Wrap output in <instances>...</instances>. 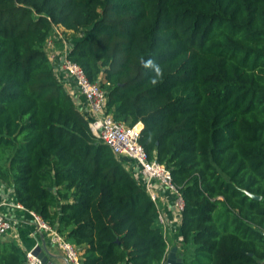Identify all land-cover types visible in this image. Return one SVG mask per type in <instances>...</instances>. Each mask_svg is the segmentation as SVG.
Masks as SVG:
<instances>
[{
	"label": "trees",
	"instance_id": "1",
	"mask_svg": "<svg viewBox=\"0 0 264 264\" xmlns=\"http://www.w3.org/2000/svg\"><path fill=\"white\" fill-rule=\"evenodd\" d=\"M55 28L170 170L190 264H263L264 0H0V183L82 264H165L158 204L58 79ZM0 264L27 253L0 241Z\"/></svg>",
	"mask_w": 264,
	"mask_h": 264
},
{
	"label": "built area",
	"instance_id": "2",
	"mask_svg": "<svg viewBox=\"0 0 264 264\" xmlns=\"http://www.w3.org/2000/svg\"><path fill=\"white\" fill-rule=\"evenodd\" d=\"M62 30L55 28L46 43V52L57 73L70 77L78 89L80 97L88 107L90 129L92 133L107 146L124 163H133L138 172V177L143 179L142 186L150 194L152 200L158 204V195L155 188L168 192L173 198V208L181 215L185 203L179 189L175 186L170 170L156 160H150L148 153L140 144L142 123L129 127L116 122L111 115L106 113L107 93L98 83H92L85 75L83 69L76 63L67 59L68 50H60L59 44L65 41L61 35ZM64 41V42H63ZM127 166V165H126ZM159 207V205H158ZM16 209L30 215L32 225L42 234L52 246L59 248L69 264H82L81 251L69 242L63 235L50 225L41 216L28 212L17 203ZM159 223L163 226L165 237L169 236V227L164 213L159 208ZM15 223L0 212V240L15 230ZM169 244V241L167 240ZM170 247V244H169ZM27 264H42L33 254L27 253Z\"/></svg>",
	"mask_w": 264,
	"mask_h": 264
},
{
	"label": "crops",
	"instance_id": "3",
	"mask_svg": "<svg viewBox=\"0 0 264 264\" xmlns=\"http://www.w3.org/2000/svg\"><path fill=\"white\" fill-rule=\"evenodd\" d=\"M64 41L65 43L59 44L58 48L60 50L66 48L69 51L74 47L77 39L65 38ZM56 74L66 92L74 99L77 109L85 116L88 115L87 104L80 97L73 80L61 73L56 72ZM126 165L127 169L130 170L134 176L136 175L138 182L142 185L143 179L138 177L139 170L134 167L133 163H127ZM155 191L158 195L159 208L167 219L170 247L171 249L178 247L177 255L184 258L185 264H190L195 257V253L193 250H184L182 247L180 231L181 215H179L173 208V198L168 192L161 190L160 188L156 187ZM16 205L17 202L13 190L0 183V212L11 219L16 225L15 230L0 241L15 242L25 251V253L34 252L37 255L43 253L46 264H67L64 253L59 248L52 246L50 242L34 228L30 215L27 212L16 209Z\"/></svg>",
	"mask_w": 264,
	"mask_h": 264
},
{
	"label": "water",
	"instance_id": "4",
	"mask_svg": "<svg viewBox=\"0 0 264 264\" xmlns=\"http://www.w3.org/2000/svg\"><path fill=\"white\" fill-rule=\"evenodd\" d=\"M177 253H178V247L172 248L167 255L165 264H185L184 258L182 256H178ZM33 254L37 256V258L42 262V264H46V260L44 259L43 253L37 255L36 253L33 252ZM66 262L67 264H69L67 260Z\"/></svg>",
	"mask_w": 264,
	"mask_h": 264
},
{
	"label": "rangeland",
	"instance_id": "5",
	"mask_svg": "<svg viewBox=\"0 0 264 264\" xmlns=\"http://www.w3.org/2000/svg\"><path fill=\"white\" fill-rule=\"evenodd\" d=\"M61 35H62L63 38H66V39L75 38L76 37L75 35H72V34L69 35V34H67L65 32H62ZM79 36L81 37L82 35H79Z\"/></svg>",
	"mask_w": 264,
	"mask_h": 264
}]
</instances>
